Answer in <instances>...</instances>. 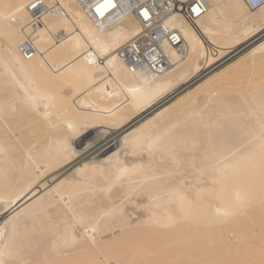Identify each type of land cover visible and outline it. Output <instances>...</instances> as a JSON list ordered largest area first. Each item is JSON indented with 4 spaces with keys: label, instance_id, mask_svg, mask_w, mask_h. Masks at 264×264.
I'll return each instance as SVG.
<instances>
[{
    "label": "bare ground",
    "instance_id": "bare-ground-1",
    "mask_svg": "<svg viewBox=\"0 0 264 264\" xmlns=\"http://www.w3.org/2000/svg\"><path fill=\"white\" fill-rule=\"evenodd\" d=\"M32 1L0 0L5 264H262L264 39L242 45L262 30L253 9L209 0L194 22L174 12L166 24L185 51L165 41L172 65L157 72L121 55L143 30L135 12L44 0L61 9L35 19ZM122 128L114 151L53 182Z\"/></svg>",
    "mask_w": 264,
    "mask_h": 264
},
{
    "label": "built area",
    "instance_id": "built-area-1",
    "mask_svg": "<svg viewBox=\"0 0 264 264\" xmlns=\"http://www.w3.org/2000/svg\"><path fill=\"white\" fill-rule=\"evenodd\" d=\"M245 1L248 5H256L257 7L260 4V0ZM88 2H84L88 10L98 13L96 8L103 4L104 0H88ZM196 2L202 3L206 9L210 6L209 0H196ZM113 3L115 7L107 8L106 12L117 7L123 11L135 12L143 25L142 32L124 45L121 50V55L132 69L145 67L161 72L171 66L172 63L169 61L163 46L165 41H168L171 46L176 47L182 53L185 51L181 31L168 27L166 18L174 12H180L189 21L194 22L198 17L191 11V8L194 7L193 0H113ZM29 9L35 15V19H38L47 11L58 13L61 7L59 2H54L50 6L44 0H34L29 5ZM145 10L148 11L147 18L143 16ZM204 13L202 12L201 15ZM36 22L34 21V24H37ZM22 48L26 51L34 49L29 41L24 43Z\"/></svg>",
    "mask_w": 264,
    "mask_h": 264
},
{
    "label": "rangeland",
    "instance_id": "rangeland-1",
    "mask_svg": "<svg viewBox=\"0 0 264 264\" xmlns=\"http://www.w3.org/2000/svg\"><path fill=\"white\" fill-rule=\"evenodd\" d=\"M260 37V38H259ZM257 38H259V40L264 39V29H262L261 31H259L258 33L254 34L253 36L249 37L248 39H246V41H244L242 43V45L246 44V43H252L254 42ZM241 45H238V47ZM242 47V46H241ZM225 60V59H224ZM222 60V61H224ZM203 76L200 75L197 79H195L196 81H200L202 80ZM195 81H193L194 83ZM168 94V93H167ZM165 94L160 101H158L156 104H154L151 108H149L147 111H145L143 114H147V113H151V111L153 112L155 108H157L159 106V104H163L166 101L170 100V95L171 93L169 92V96ZM205 94L204 93H198V98L200 100L204 99ZM165 99V100H164ZM167 99V100H166ZM172 99V98H171ZM157 106V107H156ZM153 108V109H152ZM143 115V116H144ZM139 117V116H138ZM92 131H96L95 129H93ZM123 128L122 129H117V130H112L111 132L107 133L105 136H102L101 138H99L96 142L93 143V145L87 149L86 151H84L83 153H81L78 157H76L74 159V161L72 163H69L66 167L62 168L60 171H58L56 177L54 178L53 182L56 183L58 180H60L62 177H64L65 175H67L68 173H70L71 171H73V169L76 167L77 165V161H79L81 158L83 157H87V158H92L94 156H96L97 154H100L103 150H105V154L114 151V149L116 148L117 145V141L120 138V136H122V132H123ZM82 138V137H81ZM80 138V139H81ZM84 146V143H83ZM86 152V153H85ZM94 152V153H93ZM89 155V156H88ZM60 176V177H59ZM60 178V179H57ZM48 179H50V177H44L41 179L40 183H44L45 181H47ZM57 179V180H56ZM56 180V181H55ZM52 181H50V183H48L47 185L51 184ZM52 183L51 186L54 184ZM49 188V187H48ZM136 237V236H135ZM166 246V245H165ZM169 246V245H168ZM164 247V245H163ZM165 249V248H164ZM167 249V248H166ZM173 255V254H171ZM146 258V257H145ZM136 260V259H135ZM132 261V260H131ZM135 262V261H134ZM141 262V261H140ZM138 262H136L137 264ZM135 264V263H133Z\"/></svg>",
    "mask_w": 264,
    "mask_h": 264
},
{
    "label": "snow or ice",
    "instance_id": "snow-or-ice-1",
    "mask_svg": "<svg viewBox=\"0 0 264 264\" xmlns=\"http://www.w3.org/2000/svg\"><path fill=\"white\" fill-rule=\"evenodd\" d=\"M194 2V7L191 8V11L194 12L196 14L197 17H199L201 15L202 12H207L208 9L204 8L202 3L196 2V0H193ZM109 7H115V4L113 3V0H104L103 4H100L97 8L96 11L103 16L104 15V11L109 8ZM228 7H230L232 10L239 12L240 9L242 8V4L240 2V0H231V2L229 3ZM250 9H253V11H251L250 15L252 16H257L259 17V22L257 25H255L252 28V31H255L257 28L260 29H264V0H260V4H259V11L258 13L255 11L256 9V5H249L248 6ZM143 16L145 18L148 17V11L145 10L143 12ZM262 49H264V45H262ZM93 63H95V61H92ZM135 91V90H133ZM20 103L26 104V100H21ZM49 114H45V118H47ZM68 128H72L71 124H68ZM22 131V130H21ZM20 132L14 133V136L19 137ZM85 231L89 232V233H94L96 231V228L93 226L91 228H88L87 226H85ZM92 242L94 243L95 240L93 238ZM5 253L4 251L0 250V264H5V260L3 259ZM262 264H264V262H262Z\"/></svg>",
    "mask_w": 264,
    "mask_h": 264
}]
</instances>
